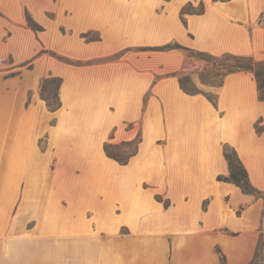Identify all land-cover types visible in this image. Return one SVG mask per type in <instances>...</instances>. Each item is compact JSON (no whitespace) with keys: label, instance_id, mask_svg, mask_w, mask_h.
<instances>
[{"label":"crops","instance_id":"obj_1","mask_svg":"<svg viewBox=\"0 0 264 264\" xmlns=\"http://www.w3.org/2000/svg\"><path fill=\"white\" fill-rule=\"evenodd\" d=\"M83 1L73 15L151 14L157 7L177 15L188 2ZM200 1L203 12L187 14L186 26L174 21L182 43L212 53L264 50V0ZM144 28L140 44L152 42L150 24ZM154 38L169 39L166 32ZM57 68L59 108L43 100L0 108V264H222L221 256L225 264H250L264 241V202L217 179L228 174V143L251 184L264 189V140L239 138L230 125L231 86L244 76L230 73L214 106L183 92L173 74L157 78L146 56ZM123 122H138L141 139L120 165L103 144Z\"/></svg>","mask_w":264,"mask_h":264},{"label":"rangeland","instance_id":"obj_2","mask_svg":"<svg viewBox=\"0 0 264 264\" xmlns=\"http://www.w3.org/2000/svg\"><path fill=\"white\" fill-rule=\"evenodd\" d=\"M81 1L83 0H0V108L3 105L14 106L18 103L25 107L39 103V100H43L40 97L43 80L48 77H60L56 74L58 65L80 66L139 56L151 58L157 78L170 74L177 78L179 74L188 75L200 91L197 94L204 96L201 93L203 91L215 95L217 105L219 86L204 84L199 79V72L206 62L189 55L184 49L164 47L167 43L176 42L197 50L181 42L174 24L175 19L181 21L179 14L173 15L171 10L157 7L151 14L144 10L145 13L140 11V14L136 15H73L72 9L80 7ZM94 1L88 0V3L94 4ZM164 1L169 4L171 0ZM188 1L196 8L195 10L199 9L200 0ZM108 2L109 0H100L98 4L106 6ZM149 2L150 0H117L115 5L144 7V4ZM184 17L187 25V14ZM145 24H150L153 43L140 44L147 31L144 28ZM162 32H166L169 39L155 44L154 37ZM186 34L188 37L192 36L190 31ZM207 53L217 58L216 63L223 60L225 53L251 56L256 61L264 60V50L252 55L228 51ZM87 56L95 57L86 58ZM213 58L210 59L211 62ZM208 66L211 67V64ZM234 73L242 74L244 79L234 82L231 86L229 95L231 129L239 138L258 136L264 140V101L258 99L253 74L242 70ZM48 84L46 83V88ZM9 114L15 116L14 112ZM4 131L0 126V142L3 136L5 138ZM112 133L111 130L108 136ZM130 133H134V136L139 134L141 138L138 122L120 123L113 133L116 138L106 141L118 143ZM38 144L41 149L45 148V137L40 138ZM144 147L143 144L142 149ZM48 164L53 167L54 161ZM258 190L262 193L251 195L264 202V189ZM263 261L264 241L259 257L253 264H263ZM56 264L62 263L56 259Z\"/></svg>","mask_w":264,"mask_h":264},{"label":"trees","instance_id":"obj_3","mask_svg":"<svg viewBox=\"0 0 264 264\" xmlns=\"http://www.w3.org/2000/svg\"><path fill=\"white\" fill-rule=\"evenodd\" d=\"M191 4L190 1L185 3L179 11V16L182 23L185 25V14L202 13L203 4L199 3V9ZM28 24L30 21L28 20ZM165 48H181L184 49L189 55L198 57L206 62V65L199 72V79L202 83L210 86H220L223 83L224 77L237 71H249L253 74L256 82L257 96L259 100L264 101V60H254L251 56L245 55H233L225 53L223 54V60L220 63H216L217 58L211 57V55L204 51L193 50L188 47L181 46L174 42L172 44L167 43ZM213 58V62L210 59ZM211 64V67L208 66ZM46 83L48 88H46ZM61 83L60 77H48L45 78L40 87V97L45 101L47 108L51 111L56 110L60 106V100L58 96V89ZM178 83L181 90L187 94H197L200 91L196 88L194 82L186 74L178 75ZM204 96L216 106V96L205 92H201ZM113 133L109 136V140L113 139ZM140 136L137 134L134 138L129 140H122L118 143L105 141L103 144V150L107 157L115 160L120 165L128 163L129 159L137 152L138 144L140 142ZM223 155L228 164V174L218 175L217 179L224 182H230L235 184L243 193L247 194H261L262 192L256 189L250 182L247 170L239 158L236 150L225 143L223 145ZM154 198L157 201L163 203L164 207L169 205V200L164 199L160 194H155ZM262 247V241H259L257 250L255 252L253 260L250 264H253L259 257V252ZM221 263L225 264L224 257L221 256ZM264 264V261H263Z\"/></svg>","mask_w":264,"mask_h":264}]
</instances>
